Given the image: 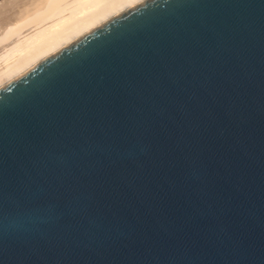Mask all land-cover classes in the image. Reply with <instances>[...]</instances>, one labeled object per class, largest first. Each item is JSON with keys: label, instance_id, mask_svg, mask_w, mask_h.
<instances>
[{"label": "water", "instance_id": "water-1", "mask_svg": "<svg viewBox=\"0 0 264 264\" xmlns=\"http://www.w3.org/2000/svg\"><path fill=\"white\" fill-rule=\"evenodd\" d=\"M0 264H264V0H145L1 87Z\"/></svg>", "mask_w": 264, "mask_h": 264}, {"label": "bare ground", "instance_id": "bare-ground-1", "mask_svg": "<svg viewBox=\"0 0 264 264\" xmlns=\"http://www.w3.org/2000/svg\"><path fill=\"white\" fill-rule=\"evenodd\" d=\"M145 0H0V88Z\"/></svg>", "mask_w": 264, "mask_h": 264}]
</instances>
